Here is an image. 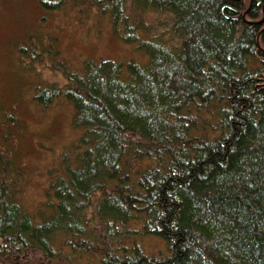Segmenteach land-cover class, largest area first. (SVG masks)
Masks as SVG:
<instances>
[{
	"label": "trees",
	"instance_id": "trees-1",
	"mask_svg": "<svg viewBox=\"0 0 264 264\" xmlns=\"http://www.w3.org/2000/svg\"><path fill=\"white\" fill-rule=\"evenodd\" d=\"M39 2L106 21L141 56L62 60L66 81L35 88L72 106L73 139L36 205L0 149V264H264V0Z\"/></svg>",
	"mask_w": 264,
	"mask_h": 264
},
{
	"label": "rangeland",
	"instance_id": "rangeland-1",
	"mask_svg": "<svg viewBox=\"0 0 264 264\" xmlns=\"http://www.w3.org/2000/svg\"><path fill=\"white\" fill-rule=\"evenodd\" d=\"M168 16L153 14L146 19L160 22L170 20ZM83 17L70 7L46 10L39 0H0V149L9 148L25 168L29 176L26 201L32 205L46 200V164L73 139L72 106L61 101L43 107L33 100L35 88L66 81L62 60L74 69L88 56L127 59L140 55L117 39L106 21ZM30 37L44 45L53 42L56 52L50 56L45 52L42 62L19 53L18 44Z\"/></svg>",
	"mask_w": 264,
	"mask_h": 264
}]
</instances>
